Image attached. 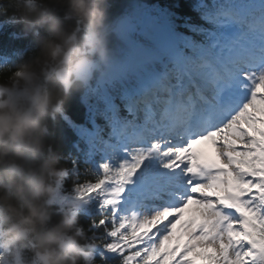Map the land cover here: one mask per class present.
<instances>
[{
	"label": "snow or ice",
	"instance_id": "snow-or-ice-1",
	"mask_svg": "<svg viewBox=\"0 0 264 264\" xmlns=\"http://www.w3.org/2000/svg\"><path fill=\"white\" fill-rule=\"evenodd\" d=\"M195 10L210 27L186 22L191 44L166 10L127 19L133 44L140 13L157 27L141 70L112 61L88 89L114 142L74 193L98 203L92 241L121 264H264V0Z\"/></svg>",
	"mask_w": 264,
	"mask_h": 264
},
{
	"label": "clouds",
	"instance_id": "clouds-1",
	"mask_svg": "<svg viewBox=\"0 0 264 264\" xmlns=\"http://www.w3.org/2000/svg\"><path fill=\"white\" fill-rule=\"evenodd\" d=\"M107 0H5L13 23L38 38V55L0 80V261L3 264H96L78 224L79 199L66 203L49 226L50 205L66 175L45 137L49 117L62 113L67 95L88 87L112 62ZM64 8L62 18L59 9ZM74 20V25H65ZM28 248L31 257L23 255Z\"/></svg>",
	"mask_w": 264,
	"mask_h": 264
},
{
	"label": "trees",
	"instance_id": "trees-1",
	"mask_svg": "<svg viewBox=\"0 0 264 264\" xmlns=\"http://www.w3.org/2000/svg\"><path fill=\"white\" fill-rule=\"evenodd\" d=\"M5 0H0V4H3ZM198 0H167L164 4H153L150 8L166 10L170 14V18L176 25V30L181 31L186 41L191 44L200 42L204 39L203 35L199 31L188 30L184 28L186 22H194L204 28H209L210 25L207 21L200 19V13L195 10V5ZM107 7V20L108 25V47L112 54V61H119L127 55H131L130 51L126 48L125 43L118 38L116 28L118 27V21L126 15V13L138 12L131 3H110ZM65 13L64 8L59 9V15L63 18ZM134 13V14H136ZM144 14H139L141 18ZM74 20H65V25H74ZM47 35L44 28L37 30V35L34 36L31 32L25 34L24 26L20 23H13L10 19L8 11L0 12V59L9 58V62L0 67V80L7 81L11 72L14 71L20 64L30 62L34 57L38 55V38H42ZM154 32H150L145 35H138V39L144 44L146 41L153 39ZM145 59V56H141V64ZM141 64L133 62L131 72H139L141 70ZM118 63H113L112 68L117 67ZM111 68V69H112ZM106 69L101 74L103 75ZM93 82V80L91 81ZM89 84L87 88L81 90L71 91L65 98L63 104L62 113L57 114L55 117H49V132L45 139L51 146V149L58 154L59 165L66 168V175L61 181L58 196H70L74 193V183L76 181L77 174L81 182L87 180H94V176L84 173L87 169L96 170L101 162V154L90 156L86 147L80 150L81 142L86 138V130L90 129L87 119L91 116L96 124V130L98 131L94 138H105L103 130L108 126L107 121L99 111L93 110V105L97 104L95 97L89 94ZM103 120H105L103 122ZM94 141V139H92ZM95 142V141H94ZM77 143V144H76ZM76 144V145H75ZM101 151L104 146L99 145ZM80 150V151H79ZM92 158L95 160V165H89L86 158ZM57 199L50 205L51 219L49 226L57 223L63 211L57 205ZM86 210L90 212V215L84 214V211L80 210L76 212L78 224L81 226L89 242L93 240V237H99L102 235L103 230L94 228V221L101 218V210L98 204H94L89 201L83 203ZM99 243V241H96ZM2 253V250H0ZM23 255L27 258L31 257L30 250L25 248ZM93 256L96 264H121V257L118 253H109L101 245H97L93 249ZM0 264H3L0 261Z\"/></svg>",
	"mask_w": 264,
	"mask_h": 264
},
{
	"label": "water",
	"instance_id": "water-1",
	"mask_svg": "<svg viewBox=\"0 0 264 264\" xmlns=\"http://www.w3.org/2000/svg\"><path fill=\"white\" fill-rule=\"evenodd\" d=\"M124 1H133L136 4V7L139 8L143 5H149L153 2L156 1H163V0H107L108 3H112V2H124ZM149 17H145L143 20V23H146L148 21Z\"/></svg>",
	"mask_w": 264,
	"mask_h": 264
},
{
	"label": "rangeland",
	"instance_id": "rangeland-1",
	"mask_svg": "<svg viewBox=\"0 0 264 264\" xmlns=\"http://www.w3.org/2000/svg\"><path fill=\"white\" fill-rule=\"evenodd\" d=\"M122 26H124V27H125V26L128 27V24L125 22V23L122 24ZM142 31H144V29H143ZM142 31H139V32L141 33ZM121 70H122V69L120 68V69H118L116 72L111 73L110 75L115 74V73H119Z\"/></svg>",
	"mask_w": 264,
	"mask_h": 264
}]
</instances>
